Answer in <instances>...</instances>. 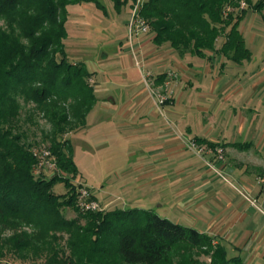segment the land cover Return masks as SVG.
Here are the masks:
<instances>
[{
    "label": "trees",
    "instance_id": "16d2710c",
    "mask_svg": "<svg viewBox=\"0 0 264 264\" xmlns=\"http://www.w3.org/2000/svg\"><path fill=\"white\" fill-rule=\"evenodd\" d=\"M112 1L118 12L127 3ZM84 3L110 15L102 0H0V264H11L9 258L38 264H201L202 256L210 264H243L215 237L153 210L84 211L71 177L47 178V169L36 174L34 149L40 143L30 141L25 129L27 123L39 125L36 115L51 126L42 129L41 143L58 169L72 178L79 171L70 135L86 126L97 97L93 73L86 62L71 61L66 40L69 6ZM249 4L146 0L139 14L157 46L182 57L220 55L242 64L252 58L241 31ZM263 8L264 0L254 5ZM59 182L67 187L63 194L53 190ZM64 208L77 215L68 217Z\"/></svg>",
    "mask_w": 264,
    "mask_h": 264
},
{
    "label": "crops",
    "instance_id": "0c3cea01",
    "mask_svg": "<svg viewBox=\"0 0 264 264\" xmlns=\"http://www.w3.org/2000/svg\"><path fill=\"white\" fill-rule=\"evenodd\" d=\"M93 5H77L83 11V28L88 22L86 11L101 18ZM102 18L108 20V16ZM110 20L108 27L114 29L116 37L124 29L126 41L128 20L123 29L117 21ZM241 31L252 51L251 60L242 64L225 61L220 55L211 60L198 57L201 61L194 64L167 45L157 46L152 36L144 38L147 34L133 42L128 40L129 48L122 42L119 47L109 48L110 54H102L106 63L92 71L93 86L98 84L97 103L86 126L71 135L110 130L121 134L119 128H127L140 134L145 151H156L150 157L146 153L147 157L140 160L143 173L136 179H126L118 170L113 172L115 185H106L107 177L100 178L93 194L104 210L155 211V207L164 206L165 199L161 191L153 199V188L160 185L163 189L167 183L172 199L165 217L215 237L225 245L229 257H240L243 264H264V57L260 63L264 41L254 46L257 35L247 32L244 20ZM121 53L126 55V62H115L113 58ZM140 59L144 68H140ZM145 71L154 76L152 90L142 84ZM176 72L183 85H174L175 97L163 109L157 102V92ZM163 74L166 77L161 82ZM190 98L199 103L202 113H187L185 104ZM98 104L104 113H94ZM184 121L188 123L186 129ZM185 138L196 139L206 147L205 160L191 152ZM208 141L216 143V147H210ZM218 147L226 151L228 158V163H218L225 175L216 173L207 162L216 157ZM169 164H182L186 173L178 171L180 179L170 177L163 169H168ZM137 181L147 184L150 190H139Z\"/></svg>",
    "mask_w": 264,
    "mask_h": 264
},
{
    "label": "rangeland",
    "instance_id": "374dc122",
    "mask_svg": "<svg viewBox=\"0 0 264 264\" xmlns=\"http://www.w3.org/2000/svg\"><path fill=\"white\" fill-rule=\"evenodd\" d=\"M102 1L110 10L111 15L108 16V20L111 19L112 22L117 21V26L122 29L125 27V24L128 20L127 25H126L127 34H128L129 32L128 23L131 19V13H132L131 6L134 0H127V3L123 4L121 12H118L115 9L112 0H102ZM139 1L140 0H135L132 11L138 7L137 5L139 3L141 2L143 3L146 0H141V2ZM259 1L261 0H250V4L248 5L246 9L245 17L243 19L244 24H246L247 32L248 30H250L252 32L251 33L252 35H255V34L257 35L254 46L259 45L264 41V8L261 11H257L254 9V5H256ZM77 5L79 4L69 6V19L67 21V30H68L69 36L66 40L68 55L71 61L73 62L76 60L86 62L87 67L89 71L91 72L94 70L95 66H98L99 64L103 65L104 63H106L102 61L103 60L102 54H106V53L110 54L109 52H107L109 48L119 47L120 44L122 45V43L125 45L126 48L127 47L129 48L131 44L127 42L128 40L133 42L135 38H138L141 35H145V33H143V34L137 35L133 37L132 39H130L129 34H128V39L125 41L126 37H125L124 29H123L124 34L121 32V34L119 33L120 38L118 35L116 37L115 36L116 33L114 32V29L112 27L111 28L108 27L109 21L105 18H102L104 16L103 12L100 9H98L95 5H93V7H95L97 11L96 14L101 15V18L96 17L90 11H86L87 12L86 14L88 16V22L86 23V27L83 28V23H82L83 22L82 21L83 11H81V7ZM2 24H4V22L3 20H0V25ZM149 37H151V34H147L146 36H144V38H149ZM115 40L117 41V43H114ZM261 40L263 41L260 42ZM134 44H137V43L136 42L133 43L131 49H134ZM166 54H168V52H166L165 55ZM260 55L262 56V57L260 56L261 57L260 63H263L262 58L264 57V53ZM116 56L117 57L113 58L115 62H126L125 61L126 55H124L123 53H121L120 55L117 54ZM189 59L194 64H196V62L201 61L199 60L198 57H189ZM140 63H142V65H140V68H144L145 67V65H143L144 62L141 59H140ZM147 75H150V73L146 72L144 74V78L142 77L144 82L142 84L144 86L146 85V87H148L149 90H152L151 87H152L154 76L153 75L147 76ZM146 79H148L149 85L146 83L145 81ZM90 82L92 84L94 83L92 78L90 79ZM98 82H100V78H98ZM179 82H180V86H182L183 84L181 83L179 79V74H177L176 72V74L175 73L172 74V78L169 79V83L166 84V86L164 83L163 88L160 87L159 91L161 92V94L167 97L164 103L162 104L159 102V98H157V102L161 106V108L165 109V107L169 105L168 103L173 99V97H175L176 93L173 87ZM97 85L95 83V85L93 86L94 92H95ZM112 89H116V87L112 86ZM198 107H199V103L195 102L194 99H191V98L189 99V103L185 104V109H188L187 113H202ZM181 108H184V107H181ZM103 111H104L103 106L101 104H98L97 107L95 108L94 113H104ZM35 119L39 121L38 122L39 125H33L31 123H27L25 125V129L26 128L28 129L29 140L40 143L39 145L37 144L35 145L36 148L34 150L46 149L47 146L41 143L42 129L49 130L51 126L49 123H47L45 119L42 118L41 115L40 116L36 115ZM184 123H185L184 129H186L187 127L186 125L188 123L185 121ZM119 130L118 131L121 132V134L120 133L118 134L117 131L110 130L109 132H103L101 134L100 133L93 134L92 132H80L79 134L71 135L70 139L74 146L73 147L74 148L73 157L79 167L77 177L72 178L71 174H65L64 172H61L60 169L59 170L58 169H55V170L47 169L46 171L47 178L52 177V173H60L63 176H65V178L71 177V181L75 183V186L77 183L83 182L94 190H97L98 188L97 183L99 182L100 178H104V177H107L108 180H110V181L107 180L106 185H110L111 183L115 185V181H114L115 178H112L113 172L115 170H118L119 173L123 174L124 178L126 179H129V178L136 179V177H138L141 174V172L143 173V170H142L143 167L139 165L140 160L147 156L150 157V155L152 153L153 154L156 153V151H154L155 149L146 150V151L143 149L142 144L140 142V134L134 133L132 130H129V129L127 130V128H119ZM104 133L106 135H104ZM183 140L186 145L189 141H192V139L190 138L188 139L185 138ZM191 152L196 155L195 151L192 150ZM146 153L148 154L147 156H146ZM204 153L205 151H203L202 153L201 152L197 153V154L201 155L202 158L205 160L206 157ZM224 157H225V161H223V163L226 164L228 163V158H227L225 150H224ZM215 158L216 157H214V159L211 161L207 160V162H209V165L211 166V168H213L216 171V173L219 171L222 173V170H220L218 166L219 162ZM172 160L173 159H171L170 161ZM173 162L174 161H172L171 163ZM56 166L58 168V165ZM163 169L165 170L164 173L165 174L169 173L170 177L178 176V171L181 175L186 173L185 169H183L182 164H177V165L169 164L168 169L166 167H164ZM36 174L41 175V172L36 173ZM222 174L225 175L224 171ZM108 176H111V177H108ZM176 178L180 179L179 176ZM137 186H140V188L138 187L139 190L145 191L147 184L137 181ZM160 187H161L160 185H157V186L155 185V187L153 188L154 192L151 196L153 197V199L158 198V195L161 191L165 199L164 206L162 208L155 207V211L157 213L159 212L158 213L159 215L165 216L163 214L169 211V205H170L169 201L172 198L170 195L171 194L170 188L167 183L164 184L163 189H160ZM53 190L56 192V194H63L67 191V187L65 186L64 183L59 182L54 186ZM148 190L150 189L148 188ZM165 209L167 211H165ZM63 210L68 217H75L77 215L76 211L72 208H64ZM9 260L11 264H38V263H33L32 261H29V260L24 261V262L13 259V258H9ZM210 261L211 260L209 257H206V256L201 257V262H202L201 264H210Z\"/></svg>",
    "mask_w": 264,
    "mask_h": 264
},
{
    "label": "built area",
    "instance_id": "2783aa9c",
    "mask_svg": "<svg viewBox=\"0 0 264 264\" xmlns=\"http://www.w3.org/2000/svg\"><path fill=\"white\" fill-rule=\"evenodd\" d=\"M139 2H141V0ZM141 3H139L137 5L138 7L135 8L131 13V19L128 23V28H129L128 34L130 39L142 33H146L150 29V25L147 22V20L144 17L140 16L139 14ZM245 6L246 3L242 2V7ZM145 81L149 85L148 79H146ZM157 98H159V102L162 104L164 103L167 97H165L163 94H161V92H159L157 93ZM188 146L190 147L191 150L195 151L196 153H200V152L202 153L203 151H206V147L200 145L195 140L189 141ZM35 154L38 157V163L35 167L36 173H39L42 170H46V169H52V170L58 169L56 166L57 164L54 159V156L51 154L49 150L47 149L36 150ZM216 160L218 162L225 161L224 149L222 147H218L216 149ZM76 186H77V204L80 209L84 211L104 210L100 202L95 198L92 188H90L83 182L77 183Z\"/></svg>",
    "mask_w": 264,
    "mask_h": 264
}]
</instances>
